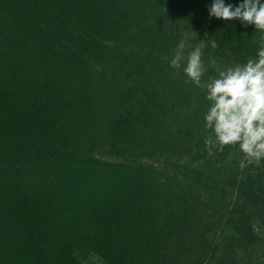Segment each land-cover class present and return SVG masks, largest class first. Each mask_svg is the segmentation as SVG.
I'll return each mask as SVG.
<instances>
[{
	"label": "trees",
	"instance_id": "1",
	"mask_svg": "<svg viewBox=\"0 0 264 264\" xmlns=\"http://www.w3.org/2000/svg\"><path fill=\"white\" fill-rule=\"evenodd\" d=\"M211 3L0 0V264H264V161L209 156L205 93L169 66L181 40L206 80L256 55Z\"/></svg>",
	"mask_w": 264,
	"mask_h": 264
},
{
	"label": "clouds",
	"instance_id": "2",
	"mask_svg": "<svg viewBox=\"0 0 264 264\" xmlns=\"http://www.w3.org/2000/svg\"><path fill=\"white\" fill-rule=\"evenodd\" d=\"M208 11L210 18L238 20L245 27L254 25L260 33L256 55L245 63L218 70L216 77L206 80L205 45L195 46L185 59L186 43L181 40L169 66L174 75L182 69L185 83L205 93L209 106L203 116L208 133L204 145L208 155L222 152L226 146H238L243 154L241 168L260 167L264 161V2L243 0L234 6L225 0H212ZM193 37H197L195 31Z\"/></svg>",
	"mask_w": 264,
	"mask_h": 264
},
{
	"label": "rangeland",
	"instance_id": "3",
	"mask_svg": "<svg viewBox=\"0 0 264 264\" xmlns=\"http://www.w3.org/2000/svg\"><path fill=\"white\" fill-rule=\"evenodd\" d=\"M196 42H197V38L194 37L192 39V41L190 42V44H188V46H191V45H193ZM212 64L217 70H226L229 67H234V65H232L230 62H228L227 60H223V59H220V60H217V61H215V59H214V60H212ZM78 252L80 253V251H77L76 254ZM80 261L82 262V264H106L103 261V259L99 258L96 255H93L92 253H90L86 257H81Z\"/></svg>",
	"mask_w": 264,
	"mask_h": 264
}]
</instances>
